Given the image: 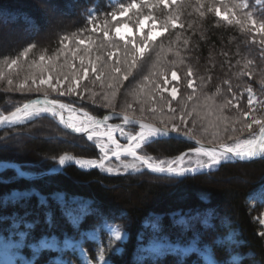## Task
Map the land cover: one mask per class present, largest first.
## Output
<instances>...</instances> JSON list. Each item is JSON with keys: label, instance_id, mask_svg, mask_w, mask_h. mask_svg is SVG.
Masks as SVG:
<instances>
[{"label": "trees", "instance_id": "obj_1", "mask_svg": "<svg viewBox=\"0 0 264 264\" xmlns=\"http://www.w3.org/2000/svg\"><path fill=\"white\" fill-rule=\"evenodd\" d=\"M117 1L0 0V37L7 31L6 37L11 39L0 44L3 76L13 82L26 77L30 81L39 72L34 64H39L41 55L46 62L60 67L64 56L57 57V53L63 44L73 46L74 33L77 39L91 41L95 48L91 53L100 51L103 43L112 49L111 41L103 39L102 45L93 41L96 34H91L89 22L99 14L101 18L108 17L106 13L115 3L119 4ZM188 1L180 0L183 7L187 4V10H180L175 16V27L165 26L161 36L165 39L180 31L179 59L163 58L147 72H131L128 80L119 85L118 94L129 98V93L124 92L129 81L148 78L147 82H153L161 67L169 69V73L175 69L181 99L192 94L193 99L187 101L190 105L207 97H213L215 104L232 100L222 113L235 118L231 126L240 129L242 120L250 121V117L242 115L245 111L251 113L248 89L261 94L264 88L259 83L264 77H258L264 71V46L238 27L219 24L214 14L201 16L197 10L189 11ZM258 2L249 5V11L258 22H264V0ZM48 4L63 14L47 18ZM151 17L163 21L158 11ZM30 45L35 47L26 57L21 56ZM17 57L16 66H5V61ZM100 59L113 64L104 55ZM186 69L193 71L192 89L187 87ZM57 71L68 70L53 66L51 74L56 77ZM95 75L91 73L87 80H96ZM80 87L88 89L86 85ZM6 92L0 81V109L5 112L30 98ZM163 96L169 100L168 95ZM11 100L14 103L9 104ZM67 101L90 105L72 97ZM174 102L177 104L178 100ZM171 104L175 105L172 101ZM96 113L101 115L104 111ZM258 129L253 126L252 132ZM235 136L241 140L251 137L247 130ZM191 146L165 137L145 144L141 153L175 157ZM66 152L85 157L97 155L95 147L82 135L65 131L48 116L0 130V161L17 162L27 172L48 171L55 164L49 158ZM263 210L264 158L225 162L212 171L176 178L147 170L109 174L95 168L82 170L73 164L35 178L21 177L11 167L0 170V246L20 264H98L102 252L108 264H264V227L259 220ZM109 225L124 230L126 239L114 241ZM148 244L153 248L146 249ZM157 248L161 251H153Z\"/></svg>", "mask_w": 264, "mask_h": 264}, {"label": "snow or ice", "instance_id": "obj_2", "mask_svg": "<svg viewBox=\"0 0 264 264\" xmlns=\"http://www.w3.org/2000/svg\"><path fill=\"white\" fill-rule=\"evenodd\" d=\"M163 3H167V0H161ZM201 7H203V0H201ZM247 0H239V3L233 4L230 9L225 10V19L229 24H234L239 27L242 32L250 33L252 36V41L258 42L260 45L264 46V22H258L253 16V13L248 10ZM119 12H112L110 15L113 21L116 22L115 27H110L105 24L101 31L105 40H108L110 31L115 33V41L122 42L119 44L117 42H112L111 46L113 48H119L118 52L109 51V57H118L114 63L107 69L97 67V61L91 58V41H85L84 39H77L76 34H73L72 40L73 45L63 44L60 52L57 53V57L60 54L64 56V63L60 66L61 68H66L68 71L60 72L57 71L55 82H53V76H45V72H51L53 63L46 62L44 55L39 57V64H34V67L39 70V78L33 77L31 83H28V78H25V82L20 83L16 86V91L19 92H43L45 99L43 101L34 100L30 103H25L23 107L18 108L10 116L0 117V123L4 121L8 122H19L34 114L40 112H51L58 115L61 123L66 124L67 127L71 128L78 134H85L89 141H92L94 137L97 136V129L103 123H106L110 117L105 116L103 121L95 120L94 117L88 115L84 112L85 119L77 120L74 113L76 109L72 107L70 103L61 102L58 99L49 100L47 98L48 91L57 93L58 96H79L78 89L80 87V81L83 78L87 80L89 73L96 74V81H106L111 80L114 83L109 84V88L118 87L123 81L128 80L131 75L132 69L138 67L137 58L145 52L147 46H149L152 41L160 34L155 29L157 27L163 28L164 25L150 24L147 30L145 29V23L147 21H152L154 18L151 16H144L139 18L137 21L135 32L128 23H124L121 18H123L127 13L133 9H139V5L136 0H132L130 4H121L119 6ZM209 12H215L217 16L221 13L214 7L208 8ZM201 16L204 15L203 12L200 13ZM175 19V17H173ZM95 31V28H93ZM146 32V34H145ZM136 33H139L137 37ZM259 36V41L256 37ZM65 40L68 37L64 38ZM185 44L188 40L184 41ZM83 46V47H81ZM35 45H30L21 52V56L26 57L28 52L34 48ZM70 58V59H69ZM79 59V67L75 65V61ZM19 57L14 58L10 61H5V66L11 69L18 63ZM87 60V63L85 61ZM71 61V62H70ZM182 62V61H181ZM175 63V62H174ZM171 79H169V69H164L161 67L156 72V80L151 83V88L149 91L151 95L157 96L156 103L158 109H153V115H156L159 111L160 125H150L145 123L139 124V131L135 134L124 132L123 128L119 124H108L103 135L107 139V143H97L96 147L100 150L102 154L100 159H90V158H78L73 155L65 153L60 157V163L63 164L66 160L73 161L76 165L81 168H100L108 173L119 172V168L107 167L105 168V160L114 157L116 160H120L122 156H127L132 158V163H124L123 168L125 170L133 169L135 171H140L141 168L147 169L151 173L159 174L165 178H176L184 177L186 174L196 173L200 170H211L217 168L224 162H232L236 160L240 161H250L254 157H264V119H258L255 116H250V113L245 111L242 113L244 117H250L251 122L247 120L241 121L243 127L240 129L231 128L232 133L237 131L243 132L247 130L250 133L251 138H245L243 140L239 137L229 134L226 138L220 137L221 128L225 133L229 132L231 123H223L228 121L229 118L222 115V109L228 107L232 104V100H224L223 103L213 104V97H207L206 100L209 107L214 109L219 113L218 118L214 127L216 131L212 135V139L209 140V144L213 147L206 148L201 144L200 139L197 137L193 128H187V117L191 115L190 112L186 111L187 101L192 100V94L187 95L183 99V103L179 105V119L177 121V109L172 108L171 101L163 96L164 93H168L171 100H177L178 88L173 86V83L178 81L179 76L176 70L170 71ZM3 76V72L0 71V77ZM193 71L191 69H186V82L189 89L193 88ZM147 79V78H146ZM260 84H264V80L259 81ZM7 84L11 87L13 86V80L8 79ZM231 91V89H230ZM249 92L252 91L251 88L248 89ZM115 96V92L112 93ZM219 94V92H217ZM239 100V97H234ZM249 105L253 103L251 99L248 101ZM165 105H167L169 112L167 115L164 113ZM111 107V104L106 105ZM68 112L69 115L67 119L64 113ZM197 115H199L197 113ZM124 124H129L131 122L128 115L122 117ZM196 124L195 117L193 118V126ZM259 126V134L252 132L253 126ZM116 132H120L121 135L125 136L127 143L122 144L114 135ZM172 134L179 136H184L189 139L196 141L197 144H201L199 147H192L185 152H181L179 155L171 159H154L152 156L140 155L138 154V149L141 148L145 141L151 140L153 138L170 137ZM232 141V143H226L224 140ZM218 144V146H217ZM111 153V156L109 155ZM264 225V220L260 221ZM121 239V233L118 230L114 231V241H119ZM112 243V241H110ZM175 251V249H171ZM153 251L159 252L161 249H153ZM104 252L100 254L99 259L103 260Z\"/></svg>", "mask_w": 264, "mask_h": 264}, {"label": "rangeland", "instance_id": "obj_3", "mask_svg": "<svg viewBox=\"0 0 264 264\" xmlns=\"http://www.w3.org/2000/svg\"><path fill=\"white\" fill-rule=\"evenodd\" d=\"M112 1H115V0H112ZM258 1L259 0H247L248 6L253 5L254 3H259ZM117 2L119 4L117 5L115 3L114 8L106 13V15H108V17L110 16V14L112 12L118 13L120 10L119 6L121 4L127 5V4H130L132 1L126 0V2L121 3V0H118ZM179 2H180V0H167V3L165 4V3L161 2V0H136V3L139 5V9L138 10L137 9L131 10L129 13H127L121 19L124 23H128L135 32L137 21L139 18H142L144 16H151L152 14H155L156 11H158L159 15L161 16L163 21L158 22L155 19H153L152 21H147L145 23V29L147 30V28L149 27L150 24L164 25L166 27H167V25H169L167 28L172 29L173 27H175V24H176L175 19H173V17L177 16L179 14L180 10L186 9L185 7H187L186 6L187 4H185V6L183 7V5H180ZM189 2H191L189 4V11L190 10H193V11L197 10L198 13L203 12L208 16L210 14H214L217 22L219 24L221 23L222 25H225V24H229L225 19H223V16L225 15V10L230 9L233 6V4L239 3V0H203V7H201V0H189L188 3ZM111 4H112V2H111ZM209 7L216 8L217 10L220 11L221 15L217 16L215 12H209L208 11ZM204 9H206V11ZM248 10H249V8H248ZM45 12H46V17L49 19L56 18L57 16L63 14V11H57L54 6L49 5V4L45 6ZM97 16H98V18H96L95 21L89 22V30H90L91 34H93V33L96 34V36L93 38V41L95 43L100 42V44L102 45V41L104 39V36H103V32L101 31V29L103 28V26L105 24H108L110 27H115L116 22L113 21L112 17H110L107 21L101 23L100 20H105L108 17L101 18L103 16L100 17V14ZM169 22H171V24H169ZM229 25H233L234 27H238L234 24H229ZM93 28H95V31H93ZM155 30L160 34L152 41V43L149 46L146 47L145 52L142 55L138 56V58H137L138 67L135 69H132V72L137 71V73H139V72H141V69H142V71L147 72L148 68H153L156 64L158 65L159 60H161L163 58H165V59L169 58L170 60H173V61H177V59H179L178 51H179L180 47L178 45V43H179L178 35L180 34V31H177V32L175 31L176 33L174 32L172 35H168V37L163 39L161 36L165 32V27H163V28L157 27ZM110 32L111 33L109 34V38L106 41L117 42L119 44H122V42L115 41L114 31H110ZM145 34H146V32H145ZM6 35H7V31L4 32V35H2V37H0V44L1 45L5 44L6 42H10L9 40H11V39L7 38ZM136 35L138 37L139 33H136ZM94 49L95 48L93 47V44L91 43V52ZM99 50L100 51L91 53V58L93 60H96V58L99 57V60L97 61V67L102 68V66H105V70H107L111 66V64L107 61L101 60L100 59L101 55H104V57L106 59L113 60V63H114V61L118 57H109L108 53H109V51L119 53L120 50H119V48L109 49L106 43H103V45L100 47ZM75 65L77 67H79V62H75ZM53 66L60 68L59 64H56V63H53ZM262 68L264 70V65L262 66ZM149 70H151V69H149ZM263 72L261 73V75L258 74L259 78L264 77ZM90 74H91V72L89 73V75ZM47 75H52V74H51V72H46L45 76H47ZM24 76H26V74H24ZM35 76L37 77V82H38L39 72L37 73V75H33L32 77H35ZM56 78L57 77L53 76V82H55ZM91 78H92V76H91ZM31 79H30V81H28L29 84L31 83ZM147 79L144 78V79H138L136 81H129L127 83V85L124 86V89H125L124 92L129 93L128 94L129 98L119 96L118 93L120 90V86H118V87L114 86L113 88H109L108 85L114 83L111 80H106V81L102 82V81H96V80L90 79V80L85 81L83 78L80 81V86L86 85L88 89H86V90L82 89L81 90V87H79V89H78L79 96L74 95V96L60 97L57 95V93H53L51 91H48L47 98L49 100L58 99L61 102L69 103V101H67V98L72 97V98H74V100L86 102L90 105L80 106L79 108L89 112L93 116L97 115V116L101 117L104 114H106L107 112L114 111V112L127 113L129 115L137 116V117H140V118L148 120V121L160 122L162 117L160 116L159 111H157L156 115H153V109H158V105L156 103V100L158 97L151 95V92L149 91V89L151 88L152 82H147L148 81ZM169 79H171L170 73H169ZM7 80H8L7 75L0 77V81L1 82L3 81V84L6 86V90H7L6 93H8V95L13 94V95H17L19 97L20 96L21 97L22 96L23 97L30 96V98L28 100H32V99L39 98V97L45 98V95L43 94V92H23L22 93V92L16 91V86L20 83L25 82V79L21 80V81L13 82V86H11V87L7 84ZM176 82L173 83V86L178 88V85ZM122 84H120V85H122ZM113 92L116 93L115 96H113V94H112ZM164 94L169 96L168 93H164ZM89 99L90 100L92 99V101H90ZM95 99H98L101 103L96 102ZM249 99H251L253 102L250 106V108H251V113L249 112L250 116H255L258 119H264V88L262 89L261 94L249 92L248 93V101H249ZM169 100H171L170 96H169ZM177 100L181 104L182 99L179 97V91H178V95H177ZM25 101H27V100H25ZM25 101H23V103ZM171 101L174 104L176 103V102H174L176 100H171ZM178 102L175 105L171 104L172 108L177 109V120L179 119ZM196 102L197 101L194 100L192 103L193 105H190V103L187 102V106H186L185 110L190 112L191 115L189 117H187L188 122L185 125V127L193 128V131L195 132V134H199L201 136V139L204 140V142L205 141L209 142V140L212 139L213 133L217 130L216 127H214V125L216 123V120L218 118L219 113H217L214 109L209 107V104H208L206 99L198 102L197 104H196ZM8 103L11 104V103H14V101L11 100V101H8ZM212 103L215 104L213 101H212ZM71 104H73V103H71ZM108 104H111L112 106L111 107L106 106ZM218 104H220V103H218ZM12 105H14V104H12ZM17 105H19V104H17ZM248 105H249V103H248ZM89 107H92L95 111L90 110ZM98 110H103L104 113L99 115L96 113V111H98ZM168 112H169V109H168L167 105H165V108H164L165 115H167ZM197 113L199 115H197ZM222 115L229 118L228 121L223 122L225 124L230 123L231 121L233 122L235 119V118H230V116L228 114L224 115L222 113ZM194 117L196 119L195 126H193V118ZM49 118H51V117H49ZM52 120L54 122H56L54 119H52ZM242 121H244V120H242ZM247 121L251 122V120L249 121V119ZM254 126H256V125H254ZM231 128H233V127L231 126L229 128L228 133H225L221 128L220 137L223 139V138H226V136L229 134L237 135L239 133L238 131L236 133H232ZM125 132L135 134L137 132V130L126 129ZM82 136L89 143H91L95 147V149H96L97 143H107V139L102 138V139H98V140L93 139L92 141H89L87 139V136H85V135H82ZM117 139H119V141L122 144L127 143L125 136L121 135V133L118 135ZM225 141H227V140L225 139L224 142ZM192 147H196V146H191L190 148H192ZM190 148H188V149H190ZM188 149H186L182 152H185ZM141 150H142V147L139 150L140 154H142ZM146 155L152 156L154 159L158 158V159L167 160V159L173 158V157H156L152 154H146ZM43 159H45V156L43 157ZM49 159L54 160L55 157H50ZM132 162H133L132 158L122 156L120 160H116L113 157V158L105 161L104 163H105V168H107V167L119 168L120 171L118 173H127V172L137 173V172H139V171H135L133 169L125 170L123 168L124 163H132ZM55 166H56V163L54 166H52V168ZM3 168H4L3 166H0V170ZM95 169H99L103 172H106L105 170L100 169V168H95ZM142 170H143V168L140 169V171H142ZM25 172L27 174H30V172H27V171H25ZM106 173H108V172H106ZM113 173H117V172H113ZM31 174H33V173H31ZM109 174H111V173H109ZM217 178H219V176H217ZM238 179L241 181L244 180L243 178H238ZM259 220L260 221L264 220V210L261 212ZM262 226L264 227V225H262ZM108 229L110 231V234L113 237H114V231L115 230H118L121 233V239L119 240V242H123L126 239V236H127L126 232L124 230H121L117 226L109 225ZM145 247H146V249H151L153 246L151 244H149ZM108 263L109 262L107 260H100L98 264H108ZM0 264H20V263H16L14 256H12L6 249H4L3 247L0 246ZM24 264H28V263H24Z\"/></svg>", "mask_w": 264, "mask_h": 264}, {"label": "water", "instance_id": "obj_4", "mask_svg": "<svg viewBox=\"0 0 264 264\" xmlns=\"http://www.w3.org/2000/svg\"><path fill=\"white\" fill-rule=\"evenodd\" d=\"M30 102H31V101L26 102V103H30ZM24 104H25V103H24ZM24 104H23V105H24ZM23 105H21L20 107H23ZM20 107H18V108H20ZM18 108H17V109H18ZM17 109H15L14 111H11V112H9V113L3 115V116H10V115H11L13 112H15ZM120 115H121V116H124L123 114H120ZM3 116H2V117H3ZM50 117H51L52 119H54V120L59 124V126L62 127L64 130H66V131H68V132H71V133H73V134H78V133H76L74 130H72L71 128L67 127L66 124L61 123V121L59 120V118L56 119L53 115H50ZM7 122H8V121H4V122L0 123V127H6V126H7V125H6ZM140 123H145V124H150V125L159 126V125H156V124H154V123H152V122L145 121V120H139L138 125H139ZM81 134H82V133H81ZM258 134H259V133H258ZM258 134H257V135H258ZM84 135H85V134H84ZM168 138L180 139V140H183V141H185V142H188V143H190V144H192V145H196V146H201V144H202V145H203L204 147H206V148L213 147V145L207 144V143L202 142V141H201V144H197L196 141H194V140H192V139H189V138L184 137V136H179V135H176V134H172V135H171L170 137H168ZM217 146H218V145H217ZM68 154H69V155H72L71 153H68ZM257 158H260V157H259V156H258V157H254V158H252L251 160H253V159H257ZM237 161H240V160H237ZM8 165L11 166V167H13V168L17 171V173H19V175H21V176H23V177H28V178H33V177H35V175H31V176H29V175L25 174L24 172H22L20 166H19L17 163L9 162ZM50 173H53V172H51V171H47V172H44V173H42V174H40V175H36V176H41V175H44V174H50Z\"/></svg>", "mask_w": 264, "mask_h": 264}, {"label": "bare ground", "instance_id": "obj_5", "mask_svg": "<svg viewBox=\"0 0 264 264\" xmlns=\"http://www.w3.org/2000/svg\"><path fill=\"white\" fill-rule=\"evenodd\" d=\"M40 113H49L50 115H53L54 117L58 118V115H57V114H54V113H51V112H40ZM34 115H35V114H34ZM64 115H65V118L67 119V116L69 115V113H68V112H65ZM74 115H75V117H76L77 120L85 119L84 115H83V114L81 115V114L78 113V112H75ZM32 116H33V115H32ZM26 119H27V118H26ZM107 125H108L107 122H106V123H103V124H101V125L99 126V128L97 129V136H98L99 138H106V137L103 135V133L105 132V129H106ZM121 127L123 128L122 125H121ZM117 133H119V132H116L114 135L116 136ZM145 142H146V141H145ZM138 150H140V149H138ZM138 150H137V151H138ZM130 158H131V157H130ZM67 162H73V161H71V160H66L63 164H65V163H67ZM73 163H74V162H73ZM60 165H62V164L59 163V166H60ZM21 170H22V169H21ZM22 172H23V171H22Z\"/></svg>", "mask_w": 264, "mask_h": 264}]
</instances>
